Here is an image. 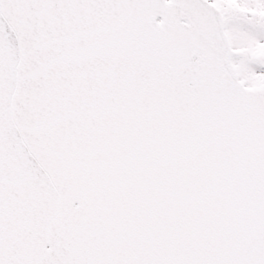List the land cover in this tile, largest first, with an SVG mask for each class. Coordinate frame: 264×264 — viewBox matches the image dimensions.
Instances as JSON below:
<instances>
[{"label": "snow or ice", "instance_id": "1", "mask_svg": "<svg viewBox=\"0 0 264 264\" xmlns=\"http://www.w3.org/2000/svg\"><path fill=\"white\" fill-rule=\"evenodd\" d=\"M0 264H264V0H0Z\"/></svg>", "mask_w": 264, "mask_h": 264}]
</instances>
